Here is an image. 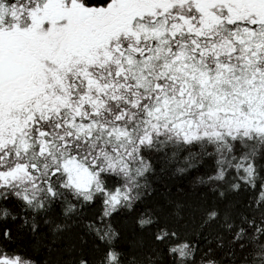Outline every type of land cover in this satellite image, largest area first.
<instances>
[{
	"label": "snow or ice",
	"instance_id": "snow-or-ice-1",
	"mask_svg": "<svg viewBox=\"0 0 264 264\" xmlns=\"http://www.w3.org/2000/svg\"><path fill=\"white\" fill-rule=\"evenodd\" d=\"M0 264H264V0H0Z\"/></svg>",
	"mask_w": 264,
	"mask_h": 264
}]
</instances>
